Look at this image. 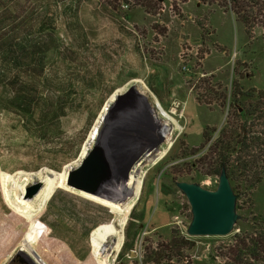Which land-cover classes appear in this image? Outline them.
<instances>
[{
	"label": "rangeland",
	"instance_id": "rangeland-1",
	"mask_svg": "<svg viewBox=\"0 0 264 264\" xmlns=\"http://www.w3.org/2000/svg\"><path fill=\"white\" fill-rule=\"evenodd\" d=\"M257 1L255 9L250 3L247 17L235 14L229 0H166L158 14L147 13L130 0L131 9L121 7L117 20L109 14L106 0H0V38L29 36L50 48L44 79L31 90L40 105L33 117L13 109L16 72L0 60L4 79L0 85V214L23 218L35 197H27L28 186L48 177L58 184L40 213L45 233L31 234V226L4 253L8 258L3 264H87L99 247L112 251L114 239L105 237L121 229L117 212L95 200L105 201L100 197L128 186L137 168L145 172L141 191L122 229V246L113 254L117 253L121 264H153L148 261L149 251L160 248L166 254L162 264H264L263 248L257 258L244 250L241 261L235 253L242 239L256 249L258 241H264L261 147L253 149V163L247 166L241 158L245 151L239 146L231 156L241 218L228 235H189L191 205L175 182L217 187L219 175L209 169L208 156L221 130L233 120L228 103L234 99V87L248 94L240 99L243 105L248 106L246 100L252 96L248 102L264 108L260 104L264 99L259 98L264 88L254 85L258 62L264 79V0ZM177 20H182L180 28L173 26ZM131 85L146 95L148 103L137 102L121 124L118 140L122 144L106 145L110 171L98 183L100 197L87 198L62 176L94 147L96 133L104 124L105 106L115 102L111 96ZM213 91L225 92L227 102L204 103ZM57 100L66 111L58 119L52 111ZM261 114L256 112L247 120L264 138ZM161 127L170 128L169 137L157 134ZM141 151L126 178L129 162ZM3 173H10L5 185ZM257 176L259 181L254 183ZM17 183H26L23 194ZM130 196L128 192L119 202L120 209ZM0 222L11 225L1 217ZM106 222V232L99 237L101 223ZM8 233L13 237L0 228L1 248L7 244ZM173 237L185 238L189 245L180 246L169 260L171 251L162 246ZM126 242L133 245L131 249L123 246Z\"/></svg>",
	"mask_w": 264,
	"mask_h": 264
},
{
	"label": "trees",
	"instance_id": "trees-1",
	"mask_svg": "<svg viewBox=\"0 0 264 264\" xmlns=\"http://www.w3.org/2000/svg\"><path fill=\"white\" fill-rule=\"evenodd\" d=\"M129 1L130 0H106L105 4L107 5L109 14L118 20L117 17L120 16L119 14H121V7L131 9V3ZM164 1L166 0H136V5L142 7L147 13L158 14L163 8L161 5ZM229 1V3H231L230 8L234 11L235 14H243V16L246 15L247 17L249 15L247 8L250 9V3L253 4L252 9H255V6L259 4V1L257 0ZM124 15L126 16L127 12L126 14L124 13ZM124 15L122 14V16ZM1 22L2 21L0 20V23ZM0 49V60L5 61L7 62V64L11 65V69L16 72V77L14 78L16 80L13 81L15 85L13 89V109L21 112L26 116L32 115L31 117H33V115L37 113V108L35 107H39L40 105L34 102L35 93H33V91L31 90H36L38 80L41 81V79H44V74L48 63L47 57L50 48L48 45H46V43L36 42L29 36H23L15 39H13L12 37L8 38L1 36ZM3 84L4 79L0 77V85ZM243 96H248V94H245L242 89L234 87V99L230 101V107L234 111V114L232 116L231 110L230 117L233 120H230L227 126L223 130H221L220 135L214 141V147H211L212 149L210 148V154L208 156L210 158V161L208 162L209 169L213 173L218 175H220L221 171L225 169L231 182H233L234 179V170L231 164V156L236 151L238 146L240 147V149L245 151L246 155L244 157L241 156V158L243 159V164L246 166L253 163V160L250 159H253L254 148L260 149L261 147V153L264 157V149H262V146H264V138H262L261 136L262 132L253 131L254 125L251 123V121L247 120L248 116L252 117L256 112H259L260 114L262 113L261 115L264 116V108L259 105H254L252 102H248L249 98L252 96H250L246 100L248 106L243 105L241 102V98ZM206 97L207 100H205L204 103L208 105H212L213 102L224 104L228 100V95L223 91L210 92L208 95H206ZM259 98L264 99V95L260 94ZM56 103L57 105H54L55 109H53L52 111H55V118L58 119L60 116L65 115L66 111L65 108L61 107L59 100H57ZM262 103L264 104V101L261 100L260 104ZM237 104L241 105L242 110L238 108ZM252 105H254V107H252ZM244 117L246 118V120L243 119ZM205 136L206 131L204 133V137ZM259 178L260 177L258 176L255 177L254 183L258 182ZM232 185L237 195L236 186L234 184ZM251 185L254 184H250V186ZM260 217L264 219V216ZM125 245L126 249H131L133 246L131 243L127 242L123 246ZM185 245H189L188 240H186L185 238L173 237L170 243L163 245L162 247H164L167 252L169 250L172 252H170V255L167 258L169 260H172L171 257L176 256L178 254V251L181 250L180 246L184 247ZM252 245L253 247L251 246L250 248V246H247L245 240H240V242L238 243L239 248L235 252L238 256H240V259L238 258V261L242 260L241 256L246 249L251 250L250 255L255 258H257L256 256L258 255L259 248H263L264 250V241H258V243L256 244L258 245L257 249L255 247V244ZM149 252L150 254L148 255V261L152 262L153 264H162V261L166 258V254H164L165 251H163L161 248L157 250H151ZM163 255H165V257Z\"/></svg>",
	"mask_w": 264,
	"mask_h": 264
},
{
	"label": "water",
	"instance_id": "water-1",
	"mask_svg": "<svg viewBox=\"0 0 264 264\" xmlns=\"http://www.w3.org/2000/svg\"><path fill=\"white\" fill-rule=\"evenodd\" d=\"M146 98L136 85L116 92L115 102L107 109L103 118L104 124L96 133L94 147L81 158L79 164L68 170L66 184L69 187L97 195L101 177L111 168V162L105 153L106 145L122 144L118 140V135L122 134L121 124H124L129 114L137 108V102H147ZM142 154L143 151L131 159L126 169V178L129 177L132 166ZM175 182L191 205L192 219L187 228L189 235L225 236L233 231L241 216L237 212L236 192L225 169L221 171L215 189H208L199 182L183 180ZM43 185V180L32 183L26 188L27 197L31 198L38 194Z\"/></svg>",
	"mask_w": 264,
	"mask_h": 264
},
{
	"label": "bare ground",
	"instance_id": "bare-ground-1",
	"mask_svg": "<svg viewBox=\"0 0 264 264\" xmlns=\"http://www.w3.org/2000/svg\"><path fill=\"white\" fill-rule=\"evenodd\" d=\"M115 94H116V92L111 96L110 101H114ZM160 106H161V104H160ZM161 108L166 112V110L162 106H161ZM107 109H108V104L105 106L104 112ZM174 113H176V110H174ZM167 114L171 116L170 118H172V120H174L175 123H177L176 119H174V117L170 113L167 112ZM95 128H98V124L95 125ZM161 128L162 129H160V131L157 132V134L159 136L161 135V136H164V137H166V136L169 137V134L171 133L170 128H168V129L166 127L165 128L161 127ZM86 150L84 149V152L83 153H85ZM160 153H161V156H163V155H165L166 151H161ZM144 173H145L144 171H142L139 168H137L135 170V173H133V174L130 175L128 186L125 185V187L119 188L118 191H115V192H112V193H108V194H106V196L104 195L105 198L104 197L102 198V196L100 197V196H97V195L87 194V193H84V192H81L80 191V194H82L83 196H85L87 198L93 199L91 196H97V197H100L101 199H104L105 201H98V200H95V199H93V200H95L97 202H100V203H103V204H106L107 206L111 207L112 210H114L115 212H117L118 222H119V225L121 227V229L119 231L113 232L114 233V234L112 233L113 235H109V236L107 235V237H105V238L111 237V238L114 239V243H113V245L111 247L112 251L111 250H106V247H102V248L99 247L97 251H94L93 253L91 252L92 259L88 260L87 261V264H105L110 259L111 255L114 254V252H117V251L120 250V248L122 246V241H123L122 229H123V227H124V225H125V223L127 221L128 214H129L130 208L132 206V203H133L134 199L136 198V196H138L139 193H140V191H141V186H142V181H143V178L142 177H143V174ZM9 174H6V173H3L2 174L1 183H3L4 185L6 184V179H7V176ZM66 176H67L66 173L62 176V178L64 179V181L66 180ZM45 179L43 178V180H44V186L39 191V193L36 194L35 197H33L31 199V202H30L31 203V208H28V210H26V212H24V213H26V215H24L23 218H20L18 215H15V214H13L10 217H6V216H3L2 214H0V217L1 218H4V219L8 220L11 223V225H7L6 223L4 224V223L0 222V228L3 227L5 229V231L13 233V237L14 238L17 237V239L12 240L13 237L12 236L9 237V233H8V235H7V238L8 239L6 240L7 241V244L4 246V248H1L0 247V264H3L4 261H6L7 258H8V257L6 258L4 256V253L6 251L10 250V248H12L16 244V242L20 239V236L22 237L24 235L25 231H27L28 229H30L31 226L33 227L31 234L38 233V235H39V234H44L45 233V226H44V224L40 220V213L44 209V206H45L46 202L51 197V195L54 192L55 188L58 187V184H57V182H55L54 179H52L50 177H48L47 180H45ZM58 181H59V179H58ZM17 185L20 186L19 189H21L22 194H23L24 191H25V185H26V183L25 184L23 183L22 185H19L17 183ZM17 192H18V190H17ZM100 192H104L102 188L100 189ZM128 192L131 193L130 200L127 201V202H125V205L124 204L121 205L122 208L120 209L119 208L120 207L119 202L121 200H123V198H125V196H126V194H128ZM107 199L108 200H111V201H113L115 203H110ZM127 200H128V198H127ZM125 201H126V199H125ZM21 207H24L25 208V206H21ZM11 213H13V212H11ZM108 223L109 222L101 223L102 229H99V232L97 233V235H99V237H102L103 234H104L103 232H106V230L104 228L108 225ZM0 235H2V236H0V240H1V238L4 237V236H3V234H0ZM2 240H3V238H2ZM47 241H49V239ZM44 243H46V241ZM46 251H48V249ZM52 252H54V251L52 250ZM64 252H65V255H66V251L65 250H64ZM56 255H58V254H56ZM102 256H104V259L103 260H101ZM56 263L54 262V264H56ZM61 263H63V261H61Z\"/></svg>",
	"mask_w": 264,
	"mask_h": 264
},
{
	"label": "crops",
	"instance_id": "crops-1",
	"mask_svg": "<svg viewBox=\"0 0 264 264\" xmlns=\"http://www.w3.org/2000/svg\"><path fill=\"white\" fill-rule=\"evenodd\" d=\"M172 21H174V20H172ZM177 21L178 22H174V24H173V26L175 28H180L181 26H183L182 20H180V21L177 20ZM176 25H178V27ZM258 52H259V50H257V59H259V57H258L259 53ZM260 61H261V59H260ZM260 64H261V62H258V66ZM258 66H257V75L254 76V85L255 86H258L259 85V87L264 88V79H263L262 76H260V72L258 70Z\"/></svg>",
	"mask_w": 264,
	"mask_h": 264
},
{
	"label": "built area",
	"instance_id": "built-area-1",
	"mask_svg": "<svg viewBox=\"0 0 264 264\" xmlns=\"http://www.w3.org/2000/svg\"><path fill=\"white\" fill-rule=\"evenodd\" d=\"M105 264H121V263L117 260V253H116L115 256L112 255V258L110 257V259H109Z\"/></svg>",
	"mask_w": 264,
	"mask_h": 264
},
{
	"label": "flooded vegetation",
	"instance_id": "flooded-vegetation-1",
	"mask_svg": "<svg viewBox=\"0 0 264 264\" xmlns=\"http://www.w3.org/2000/svg\"><path fill=\"white\" fill-rule=\"evenodd\" d=\"M228 104L230 105V102Z\"/></svg>",
	"mask_w": 264,
	"mask_h": 264
}]
</instances>
